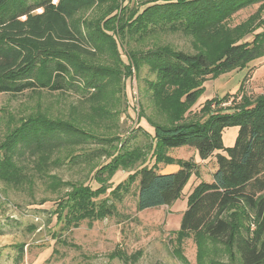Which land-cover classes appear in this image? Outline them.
I'll return each mask as SVG.
<instances>
[{
    "label": "trees",
    "instance_id": "1",
    "mask_svg": "<svg viewBox=\"0 0 264 264\" xmlns=\"http://www.w3.org/2000/svg\"><path fill=\"white\" fill-rule=\"evenodd\" d=\"M52 1L34 0L32 6H25L24 0H0V94L69 92L72 87L69 67L86 75V71H92L94 80L89 86L95 89L92 85L98 70L86 67L77 58L96 57L92 47L100 51L99 46L89 40L86 31L91 27L90 22L76 17L106 2L113 3L117 11L118 0ZM124 2L122 0L121 9L119 7L121 16L127 6ZM148 4L141 12L136 10L132 16L117 20V28L114 27L117 15L107 12L97 21L95 32L107 41L109 49L104 50L113 52L119 60L115 36L123 25L122 30L127 26L138 35L151 33L153 36L171 28L195 38L193 55L148 41L147 49L134 61L137 69L144 63L156 75V81L149 82L148 87L163 118L148 119L147 124L153 128L152 141L158 160L164 158V163L172 164L174 160L165 156L166 150L188 146L204 161L223 149V131L238 127L233 147L226 155L215 156L217 167L211 182L193 184L180 229L173 234L179 241L190 235L196 239L205 236L218 240L230 251L233 263L237 260L238 264H264V94L254 99L242 95L238 101L231 102L229 96L215 97L197 114L189 115L208 79L244 68L264 57V0H162L160 4L157 1ZM255 4H260V8L249 20L234 28H222L225 18ZM249 37L251 41H246ZM86 97L87 94H81V98ZM33 123L39 126H21L8 135L10 139L7 136L0 144V178L4 177V163L7 162H4V150L13 153L24 144L40 147L30 152L41 151L50 143L56 146L54 139H58L59 133L69 132L61 123ZM138 154L130 152L123 164L130 165ZM119 162L121 160L105 168L112 171ZM178 163L180 168L168 174L159 173L154 167L140 168L130 175L127 184H118L109 191L110 197L98 204L92 202L91 197L105 195L110 189L108 186L101 185L96 190L83 187L68 192L67 202L63 204L64 226L75 227L81 221L93 219L94 214L101 219L113 216L116 212L114 201L135 182L137 211L169 207L182 196L192 174L198 176L196 165L192 167L190 161ZM11 164L8 159V168ZM46 166L42 161L38 173L42 171L47 175L43 172ZM103 172L101 168L94 175L95 181L102 180ZM8 177L9 172L5 178ZM21 178L24 176L16 172L12 180ZM19 249L21 251L22 247Z\"/></svg>",
    "mask_w": 264,
    "mask_h": 264
},
{
    "label": "rangeland",
    "instance_id": "2",
    "mask_svg": "<svg viewBox=\"0 0 264 264\" xmlns=\"http://www.w3.org/2000/svg\"><path fill=\"white\" fill-rule=\"evenodd\" d=\"M154 1L162 3V0H125L127 6L123 16L119 10L122 0L116 1L119 3L117 11L113 9V3L106 2V5H96L76 17L90 22L91 27L86 32L89 40L99 46L100 51L92 47L96 57L77 58L86 67L98 70L92 85L95 89L89 86V82L94 80L92 71H86V75L69 67V80L72 82L69 92L0 94V144L21 126L38 127V124L33 125L36 124L34 121L61 123L69 130L64 132L68 134L61 132L56 136V146L50 143L41 146V151L36 149L38 152L35 149L30 152V149L39 146L24 144H20L13 153L4 150V162H7L4 163V179L0 178V264L239 263L237 260L233 263L230 251L218 240L205 236L196 239L190 235L179 241L173 234L180 229L193 184L211 182L217 167L215 156L226 155L227 150L233 147L238 127L226 128L222 133L223 149L215 151L204 161L188 146L166 150L165 156L173 159L174 163L166 164L164 158L159 161L152 141L153 128L147 124L148 119L163 118L148 87L149 82L156 81V75L144 63L139 69L134 65L135 58L138 59L147 49L148 41L149 44L193 55L197 44L195 38L171 28L153 36L151 33L138 35L127 26L122 30L123 25L115 36L119 60L113 52L104 50L109 49L107 41L95 32L97 21L107 12L117 15L114 25L117 28V20L132 16L136 10L141 12ZM33 4L34 0H24L23 5ZM259 5L236 11L222 21V28H234L246 22L255 15ZM251 39L249 37L246 41ZM81 94H87V97L81 98ZM262 94L264 57L216 79H208L204 83L203 94L189 115L197 114L207 101L215 97L229 96L231 102L233 99L238 101L242 95L254 99ZM130 152L139 154L130 165L123 164L124 157ZM8 159L12 163L11 168H8ZM117 160H121L118 167L112 171L106 169ZM42 161L47 164L43 171L47 175L42 171L38 173ZM178 161H190L192 167L196 165L198 176L192 174L182 196L169 207L137 211L135 182L114 201L116 212L113 216L101 219L94 214L93 219L81 221L75 227L64 226L66 211L63 204L67 202L68 192L83 187L96 190L101 185L108 186L110 189L105 195L91 197L92 202L98 204L108 199L109 191L118 184H127L130 175L140 168L154 167L157 171H164L170 166L168 171L176 172L180 168ZM101 168L104 172L98 182L94 175ZM8 172L9 179L5 178ZM16 172L24 178L12 180ZM19 247H22L21 251Z\"/></svg>",
    "mask_w": 264,
    "mask_h": 264
},
{
    "label": "crops",
    "instance_id": "3",
    "mask_svg": "<svg viewBox=\"0 0 264 264\" xmlns=\"http://www.w3.org/2000/svg\"><path fill=\"white\" fill-rule=\"evenodd\" d=\"M170 169H171V167L169 166L166 170H164V171H159V173H162V174L173 173V171H172V172L168 171V170H170Z\"/></svg>",
    "mask_w": 264,
    "mask_h": 264
}]
</instances>
